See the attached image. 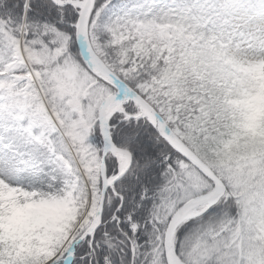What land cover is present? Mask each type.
Here are the masks:
<instances>
[{"label": "snow or ice", "instance_id": "snow-or-ice-1", "mask_svg": "<svg viewBox=\"0 0 264 264\" xmlns=\"http://www.w3.org/2000/svg\"><path fill=\"white\" fill-rule=\"evenodd\" d=\"M0 264H264V0H0Z\"/></svg>", "mask_w": 264, "mask_h": 264}]
</instances>
